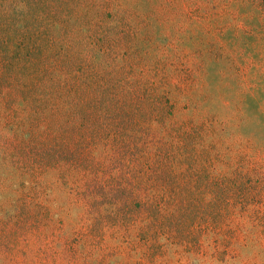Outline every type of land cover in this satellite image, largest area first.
Returning <instances> with one entry per match:
<instances>
[{"label": "rangeland", "instance_id": "rangeland-1", "mask_svg": "<svg viewBox=\"0 0 264 264\" xmlns=\"http://www.w3.org/2000/svg\"><path fill=\"white\" fill-rule=\"evenodd\" d=\"M0 264H264V0H0Z\"/></svg>", "mask_w": 264, "mask_h": 264}, {"label": "trees", "instance_id": "trees-1", "mask_svg": "<svg viewBox=\"0 0 264 264\" xmlns=\"http://www.w3.org/2000/svg\"><path fill=\"white\" fill-rule=\"evenodd\" d=\"M126 35V31L124 32V36ZM137 83L139 82V84H142V85H144V82H145V80L143 81V80H137L136 81ZM136 82H135V85H136ZM133 94H135V93H133ZM132 95V94H131ZM131 95H128V94H122L121 96H120V98H119V100H120V102H121V104H119V106L116 108V109H113V110H111V108H109L110 109V112L111 113H109L108 114V112H107V110L105 111V112H102V111H104V109L105 108H101V114H102V116L101 117H99V120L98 121H95L96 119L95 118H92L90 121H91V124L92 125H94L95 126V128L96 127H99V125L101 124V123H103L104 121H105V119H108V121H111L112 123H114V124H111V128H113V126H117V128H118V130H119V132H121V129H119V127H120V125L121 126H124L123 127V129H129L130 131L131 130H133V128L135 127V125H136V123L138 122L137 120H131V119H129V118H126V115H127V110H130L129 108H127V106H129L130 105V103H131V101H130V99L129 98H132V99H139L138 98V96L135 94L134 96H132L131 97ZM129 97V98H128ZM108 99V98H107ZM110 99V98H109ZM143 102H141V104H142ZM79 107V108H78ZM77 108H78V113L80 114V115H86V110L87 109H89V108H86V105L85 106H78ZM142 108L143 107H141V108H138L137 107V109H138V112H137V114H142V112H141V110H142ZM92 109V108H91ZM141 116V115H140ZM136 117H138L137 115H136ZM110 126V124L109 123H107L106 125H105V127H107V126ZM102 130L100 129L99 131H98V133H97V135L98 134H100V135H102ZM151 134V133H150ZM91 136H92V134H90ZM124 146V145H123ZM126 147V146H125ZM125 147L123 148V150H124V153H125ZM117 149H118V147H117ZM117 149L115 148L114 149V151H113V149H109L108 147L105 149L106 151L104 152L105 154H110V153H114V154H120L121 152H117ZM134 149L135 148H133L132 149V151H131V154H132V152L134 151ZM121 151V150H120ZM138 153V147H137V150L135 151V154H137ZM122 154V153H121ZM126 154V153H125ZM213 155H215V154H213ZM111 158H113L112 157V155H111ZM117 158H119L118 156H116V159ZM221 169L220 168H218V167H216V169H214V167H213V169L212 170H210V171H207L206 173H205V171H204V174H202V175H199V177L200 176H203L204 177V182L206 183L207 181H210V184L212 185V187L214 188V195H216V197L215 198H219V196H220V194H223L224 192H227L228 191V189H229V182H231V179H230V177L229 176H226L225 175V173H222L221 171H220ZM199 177H197V176H193V175H188V177H187V180H186V183H192V182H195ZM198 180H201L200 178L198 179ZM199 183H202V182H200L199 181ZM200 189H201V191H203V187H202V185H200ZM178 191H176V192H174V194H173V198H174V200H176V198H177V196H178ZM188 193H190V194H193L194 193V190L193 189H190L189 191H188ZM201 195V194H200ZM227 200H228V202H229V197H227L226 198ZM49 249V248H48Z\"/></svg>", "mask_w": 264, "mask_h": 264}]
</instances>
